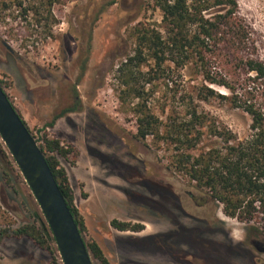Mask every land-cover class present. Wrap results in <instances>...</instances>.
<instances>
[{
	"label": "rangeland",
	"instance_id": "1",
	"mask_svg": "<svg viewBox=\"0 0 264 264\" xmlns=\"http://www.w3.org/2000/svg\"><path fill=\"white\" fill-rule=\"evenodd\" d=\"M236 1L264 61V0ZM39 2L0 0V79L39 144L47 134L73 149L58 158L84 217L85 237L96 240L112 264H264V253L251 243L264 236H250V223L225 215L220 203L175 170L173 143L136 137L131 108L139 100L122 104L116 70L134 51L136 24L162 27L153 0H56L50 28L25 11ZM167 65V75L146 86L154 90L147 106L164 124L170 116L187 119L198 106L240 139L249 134L246 112L197 98L201 77L194 64ZM215 142L208 132L192 152ZM0 204V228L31 222L41 211L23 176L4 181L1 166ZM114 219L144 229L122 231ZM0 264L63 262L31 238L12 236L0 242Z\"/></svg>",
	"mask_w": 264,
	"mask_h": 264
},
{
	"label": "trees",
	"instance_id": "2",
	"mask_svg": "<svg viewBox=\"0 0 264 264\" xmlns=\"http://www.w3.org/2000/svg\"><path fill=\"white\" fill-rule=\"evenodd\" d=\"M55 2L40 0L39 4L30 5L25 11H33L39 16L40 23L50 28ZM153 3L161 11L162 27L138 22L134 29V51L126 55L116 70L122 104L139 100L131 108L137 117L136 137L145 139L152 135L173 143L176 147L175 170L220 203L225 215L250 223V236H264V61L253 50L254 41L246 23L238 15L237 1L153 0ZM87 60L88 57L84 61V70ZM167 63L177 69L194 64L201 77L197 98L205 102L216 99L246 112L251 118L249 134L240 139L225 126L218 125L198 106L188 110L187 119L178 121L170 116L168 124H164L147 106L154 90L147 92L146 86L167 75L171 69ZM0 84L3 86L1 79ZM215 85L224 87L227 93L219 92ZM208 132L216 139L215 144L194 154L192 151ZM40 146L93 258L100 264H112L100 244L85 237L84 217L75 204L69 174L58 158L59 155L68 157L73 149L47 134ZM0 166L4 181L11 182L13 176L22 178L1 138ZM34 215L35 220L31 222L17 227L8 223L1 227L0 242L5 237H29L41 248L60 257L44 215L38 210ZM112 225L122 231L144 229V224L117 219L112 220Z\"/></svg>",
	"mask_w": 264,
	"mask_h": 264
},
{
	"label": "water",
	"instance_id": "3",
	"mask_svg": "<svg viewBox=\"0 0 264 264\" xmlns=\"http://www.w3.org/2000/svg\"><path fill=\"white\" fill-rule=\"evenodd\" d=\"M0 138L35 197L63 264H95L45 152L1 84ZM251 243L264 253V240L252 239Z\"/></svg>",
	"mask_w": 264,
	"mask_h": 264
}]
</instances>
